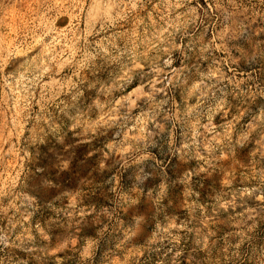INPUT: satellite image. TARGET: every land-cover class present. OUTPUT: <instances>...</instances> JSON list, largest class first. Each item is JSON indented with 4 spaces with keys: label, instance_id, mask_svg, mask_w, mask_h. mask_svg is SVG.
Listing matches in <instances>:
<instances>
[{
    "label": "rangeland",
    "instance_id": "1",
    "mask_svg": "<svg viewBox=\"0 0 264 264\" xmlns=\"http://www.w3.org/2000/svg\"><path fill=\"white\" fill-rule=\"evenodd\" d=\"M0 264H264V0H0Z\"/></svg>",
    "mask_w": 264,
    "mask_h": 264
}]
</instances>
